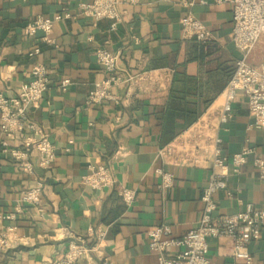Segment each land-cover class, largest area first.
<instances>
[{"label": "crops", "instance_id": "obj_1", "mask_svg": "<svg viewBox=\"0 0 264 264\" xmlns=\"http://www.w3.org/2000/svg\"><path fill=\"white\" fill-rule=\"evenodd\" d=\"M80 1L0 0V92L16 94L37 63L49 73L42 99L28 111L36 131L8 138L0 128V233L14 227L17 236L12 247L0 248V264H62L74 236L88 246L96 242L92 230L103 231L102 238L69 264H155L147 231L163 222L178 237L198 224L214 146L226 157L244 145L254 149L238 172L227 170L228 186L213 193L214 214L231 216L247 203L264 208V180L252 164L264 158V130L242 92L228 101L224 94L240 56L231 37L232 1L141 0L122 5L126 13L114 28L111 19L79 10ZM63 5L70 16L53 23L51 44L41 31L27 34V21L51 17ZM187 13L210 30L207 41L182 36L180 19ZM35 47L39 52L29 55ZM100 47L117 56L119 71L140 77L128 89L111 88L116 99L87 104L94 82L107 76L95 54ZM250 50L246 60L258 66L264 40ZM66 78L71 83L62 89ZM26 134L48 137L55 150L49 167H39L30 152L29 173L11 155ZM166 147L171 151L160 155ZM99 164L112 171L113 186L82 181ZM161 170L171 173L170 185L162 186ZM37 180L44 185L40 204L22 202V191ZM123 188L134 190L129 204ZM246 248L254 264H264V226ZM206 252L209 264H246L224 236L208 237Z\"/></svg>", "mask_w": 264, "mask_h": 264}, {"label": "built area", "instance_id": "obj_2", "mask_svg": "<svg viewBox=\"0 0 264 264\" xmlns=\"http://www.w3.org/2000/svg\"><path fill=\"white\" fill-rule=\"evenodd\" d=\"M141 0H81L78 9L91 15L95 20L109 18L111 26L121 21L126 10L124 4H137ZM220 1V0H217ZM232 21L231 37L234 45L239 49L240 56L235 60L233 73L224 90L226 100L231 99L237 91L242 92L245 97L250 114L254 117L255 125L264 130V53L258 66H252L246 60L247 54L255 43L262 38L264 40V0H231ZM53 16L37 15L26 23L25 30L28 35L33 36L38 31L43 33L41 39L51 44L53 39L50 33L53 23L57 20L70 16L66 6L60 8ZM181 33L185 38H195L202 43L207 41L210 30L205 24L187 13L180 19ZM39 52L35 47L29 55ZM96 57L107 76L96 81L86 97L87 104L99 103L106 100H114L116 96L111 88L126 85L127 89L136 78L140 76L127 71H119L117 67V56L100 47L95 51ZM48 68L43 63H37L30 72V78L23 82L20 89L12 96H5L0 92V128L6 137L12 138L15 133L24 130L36 131V125L29 117L28 111L31 106H37L48 88ZM71 83L70 79H62L59 86L65 89ZM227 103V102H226ZM228 111V104L224 106V112ZM225 119V114L221 117ZM22 148H10L13 157L18 159L19 164L26 166L29 173L33 172V165L28 160V154L34 152L38 155V166L49 167L55 159V150L48 137L44 134L35 136L33 134L22 135ZM3 150H7L6 139L1 141ZM170 147L159 151L160 155L169 153ZM254 151L253 147L244 145L240 150L232 152L229 157L221 154L222 151L213 147V156L210 175L207 184L203 187L200 198L203 203L201 219L195 227L190 228L181 236H170V226L162 222L147 231L148 246L156 256L155 264H209L206 257L207 238L224 236L230 239L232 253L241 257L246 264H254V258L247 250L246 244L251 239L260 236L264 226V208H254L251 204L245 209L230 215L217 216L214 214L216 203L213 193L220 188H226V176L228 171L238 172L246 163L247 155ZM188 159L199 163L200 158L196 155H188ZM252 164L258 169V176L264 180V158L254 157ZM228 170V171H227ZM162 186L171 184L172 175L167 171H160ZM82 181L92 188L113 186L115 178L109 167L96 165L91 171L82 176ZM43 183L37 180L34 185L22 191L21 201L35 206L41 202ZM227 193L230 192L227 190ZM125 204H129L134 198V190L123 188L120 192ZM7 231L0 233V248H9L14 245L17 236L14 227H8ZM96 242L88 246L81 236H74L69 243L62 264H69L81 254H86L94 249L97 241L102 238L103 231L92 230ZM264 262V251L262 255Z\"/></svg>", "mask_w": 264, "mask_h": 264}]
</instances>
